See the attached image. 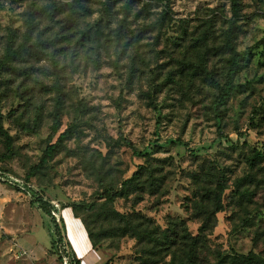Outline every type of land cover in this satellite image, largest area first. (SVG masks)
<instances>
[{
	"label": "rangeland",
	"instance_id": "obj_1",
	"mask_svg": "<svg viewBox=\"0 0 264 264\" xmlns=\"http://www.w3.org/2000/svg\"><path fill=\"white\" fill-rule=\"evenodd\" d=\"M53 2L73 0H0V58L9 31L19 46L35 15L31 49L3 74L12 149L0 135V168L28 177L63 207L71 255L81 264L157 263L142 236L123 234L129 226L116 213L162 231L182 220L197 236L195 203L223 181V211L209 246L264 258V161L250 163L252 148L264 146V0H243L237 18L223 0H83L73 15L54 11ZM231 27L242 59L236 89L217 111L219 91L205 77L225 83L229 54L222 47ZM59 97L60 133L72 128L74 135L40 166ZM139 166L145 172L128 195L113 202L102 196ZM82 202L95 204L81 214L99 240L92 252L77 232L70 237L72 207ZM55 219L30 194L0 181V264H62Z\"/></svg>",
	"mask_w": 264,
	"mask_h": 264
},
{
	"label": "trees",
	"instance_id": "obj_2",
	"mask_svg": "<svg viewBox=\"0 0 264 264\" xmlns=\"http://www.w3.org/2000/svg\"><path fill=\"white\" fill-rule=\"evenodd\" d=\"M83 0H73L72 3H56L53 2L54 11H69L71 15L77 12L79 8H82ZM156 1H168L171 0H156ZM229 2L232 8L233 18H237L240 15V11L242 8L243 0H223ZM169 10H166V16H170ZM35 16V15H34ZM33 14L29 16V27L27 32L24 35L23 43L19 46L16 44V36L17 32L10 30L8 35L7 46L5 49L4 55L0 58V135L5 139L7 150L10 152L12 149V137L3 127V114L1 110V104L3 99V74L6 70L9 69L12 62L15 60L21 59L24 54L31 49L32 46L28 45L31 41V36L34 30V20L35 17ZM233 27L226 33L223 51L229 54V58L227 60V74L225 77V83L221 84L218 80H216L213 76H206V80L219 91L214 97L213 105L216 110L219 111V108L224 107L230 101L235 89V79L239 72L240 60L242 59V55L237 51L234 35H233ZM205 72V70H204ZM54 90L61 96V87L59 83L54 85ZM63 102L61 97L58 98L56 103L55 112L53 115V127L51 134L48 138V146L44 151V156L41 159L40 166H44L49 161L52 160L53 156L57 153L59 146H61L69 137L74 135V130L72 128L67 129L63 133H60L61 129V116L63 112ZM219 121H221V116L218 115ZM219 132L221 128L219 127ZM60 133V134H59ZM59 134V136H58ZM58 136V137H57ZM57 137L56 143H53L55 138ZM122 138V137H121ZM220 138H224L220 135ZM124 144H130L129 141L125 139H121ZM230 142V139H226ZM252 158L250 163L254 166L255 163H260L264 161V146H258L257 148H252ZM135 155L140 157H148L149 153L138 152L135 151ZM7 158H10V153ZM1 172L9 173L6 170L0 168ZM145 172L144 166H139L138 170L132 175L131 178L127 179L123 182L121 188L115 190L114 188H107L103 192V197L106 198L108 202H113L116 197H124L129 194L127 189L131 187L134 183H136L139 179L142 178L143 173ZM10 174V173H9ZM30 179L28 177L25 178V182L30 186ZM216 187L212 189L211 194H207L206 198L202 201L195 203V209H198V218L201 220V226L199 230V234L197 236H193L186 223L182 220L173 221L171 225L166 230H160L158 228L153 227V223L150 220H144L141 223L138 219L134 220L127 216L116 213L121 221L126 223L129 226V231L124 230L123 234H128L129 232L136 237L142 236L144 242H146L148 246V252L151 253V258L156 259L158 262H165V264H264V258L251 253L249 255H228L221 252L213 251L208 244L207 235L212 230L216 222V215L223 211L222 204V196L225 192L226 185L222 181L216 183ZM237 194L244 196L248 190L241 191L238 189ZM28 193L34 198V202L40 204V207L53 219L52 212L58 211L57 208L52 204V202L45 197L44 191L40 189H36L34 187L29 188ZM211 203V206L209 205ZM63 207H61L62 210ZM73 210L77 212V217L82 221L87 233L89 240L94 249H97V241H99L93 233V231L88 226L84 217L81 216L83 213V209L87 212H92L95 209L94 203H86L82 202L77 206L72 207ZM200 212V213H199ZM56 220V219H55ZM56 222H58L56 220ZM58 227L59 233V243L64 244L70 252L71 248L69 244L66 242L65 236H63L65 227L64 222L61 218ZM152 228V231L145 230ZM167 259H169L167 261ZM213 259V262H211ZM150 263V264H157ZM72 264H81V262L75 259L72 256ZM106 264H110L107 262ZM144 264H148L147 262Z\"/></svg>",
	"mask_w": 264,
	"mask_h": 264
},
{
	"label": "built area",
	"instance_id": "obj_3",
	"mask_svg": "<svg viewBox=\"0 0 264 264\" xmlns=\"http://www.w3.org/2000/svg\"><path fill=\"white\" fill-rule=\"evenodd\" d=\"M0 181L19 189V191H21V192H26V193H28L29 188L32 187L28 183H26L24 180L12 175V174L4 173L1 171H0ZM53 205L58 210V211L54 210L52 212L53 216L56 218L58 215L59 216L61 215V206L59 207L58 204H56V205L53 204ZM60 220H61V217H59L57 221L60 222ZM63 249L65 250V252H64L65 255L61 257L62 258V264H72V257L70 256V252H69L68 248L66 246H64Z\"/></svg>",
	"mask_w": 264,
	"mask_h": 264
},
{
	"label": "crops",
	"instance_id": "obj_4",
	"mask_svg": "<svg viewBox=\"0 0 264 264\" xmlns=\"http://www.w3.org/2000/svg\"><path fill=\"white\" fill-rule=\"evenodd\" d=\"M65 217V216H64ZM63 217V210H61V218L64 219ZM67 217H65L64 221L66 220ZM68 220V219H67ZM68 226H69V232H70V237L73 240H76V232L77 235L79 234L80 236H82L84 239H86V244H87V248L89 250V252L94 251V248L90 242V240H87L88 238V233L82 223V221L80 220V218L78 217H73V219L71 220V222L68 220ZM83 228L85 230L86 233H84ZM79 231V232H78ZM68 239V237L66 238ZM89 239V238H88ZM70 246V244H69ZM83 258H81L80 256L78 257V260H82ZM85 260V259H84Z\"/></svg>",
	"mask_w": 264,
	"mask_h": 264
}]
</instances>
